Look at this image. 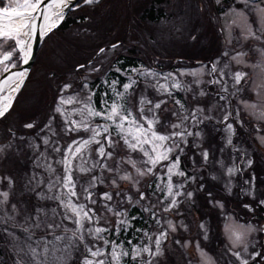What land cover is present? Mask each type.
Returning <instances> with one entry per match:
<instances>
[{
    "label": "snow or ice",
    "instance_id": "obj_1",
    "mask_svg": "<svg viewBox=\"0 0 264 264\" xmlns=\"http://www.w3.org/2000/svg\"><path fill=\"white\" fill-rule=\"evenodd\" d=\"M99 2L100 0H0V121L9 119L13 114L14 100L18 98L17 94L20 93L29 75L28 69L20 65H29L33 58L34 44L43 41L60 27L65 20L66 10L76 11L84 6L98 5ZM213 2L218 7L223 4V0H186L184 6L186 10H191L197 16L202 17L204 13H207L211 19H216L212 16ZM255 3L256 0H232L231 7L239 14L246 15L245 9H254ZM253 18L250 17L247 21L251 27H255ZM180 19L183 23L184 18L180 17ZM176 30L180 31L179 28ZM247 30L250 31V29ZM186 31L185 44L188 39L193 42L199 41L200 33L196 27H190ZM117 47L116 44L112 45L113 49ZM102 53H105L104 48H100L97 55ZM229 55L230 53H224V57ZM232 59L237 64L240 63L238 56ZM221 64L223 67L220 66ZM80 67L83 68L84 65ZM13 69L19 70L13 71ZM117 71L120 70L117 69ZM128 71L135 72L137 77L144 79L145 92L148 88H155L161 95L166 94L169 99H159L154 102L145 94H141L137 107V103L131 99L132 93L129 89L133 88L138 81L131 77H129V82L123 84V92L117 91L115 87L118 80L112 81L110 87L117 99L111 104L110 111L107 110L108 101L104 97H101V108L96 110L92 106V95L86 97L79 93L71 97L61 95L54 109L60 115H65L63 106L66 104L82 105L74 110L80 116L79 121L65 119V124L70 125L65 128V135L81 132L89 134L86 139L83 137L72 139L66 149L62 150L59 147L52 149L56 153L63 152L62 158L56 161L62 166V173L51 164H41L39 161L34 167L43 168L48 173L47 178L37 172L22 178L11 173L0 172V241H2L0 250L3 251V255H0V264H125L126 257L130 258L132 264H157L158 258L164 255V245L174 233L179 229L190 232L185 215L191 213L190 211L182 212L180 206L182 204L190 206L198 194L206 197L212 209L219 210V215L225 221L224 231H234L237 223L233 221L232 214L227 211L224 200L218 199L215 192L208 191L207 184L200 177L190 176L186 171L179 170L182 165V156L191 155L192 162L196 163L195 157L199 154L205 165L210 162V152L203 149L200 142L202 138L200 125L213 119L212 116L206 114L201 118V114L206 110L201 106L200 98L208 95L218 98L215 110L221 111L222 114L217 118V123L222 124V130L227 132L226 144L219 151L223 153L226 149H230L238 153L244 162L242 168L234 166L227 169L229 179L224 181V188L220 191L225 196H233L235 195L234 189L238 188L240 194L238 198H249L251 201L244 203V207L250 213L254 214L256 208L264 206V177L256 174L249 150L242 149L234 143V137L238 135L237 122L243 125V120L233 110L232 105L235 99L243 102V97L240 95L244 91L243 72L230 69L229 64H224L222 59L210 62V66L200 63L198 69L180 72V76L193 77L190 83L197 86L202 83L199 80L201 72H206L210 77L206 81L208 89L200 87L198 92L178 79L173 80L176 74L168 73L163 79L166 82L172 81L171 88L191 91V99L195 102V106L189 109L181 100L176 99L174 103L179 105V108L168 109L167 104L171 102L174 93L164 84H160L158 80L155 85L149 80L150 77L158 78L159 73L137 68ZM229 71L233 72L230 77L233 81L232 90L224 86V78L229 76ZM72 87L71 83H65L62 88H58V91L67 93ZM85 88H87L86 83ZM229 96L234 99L230 100ZM219 101H224V104H220ZM158 110L170 112L178 122L165 125L158 115ZM182 112L186 114L182 115ZM96 118L103 120L104 123L97 122L93 126V120ZM186 120L194 122L192 126L197 131H189L184 125ZM16 123L13 122V126L7 130L8 142H0V157H4L13 147L11 142L13 139L24 138L23 136L17 137ZM158 125L160 130L157 129ZM169 126L174 131L168 132L167 127ZM22 127L34 129L37 127V122L32 119L24 122ZM44 127L50 128V122ZM110 129L119 137L118 140L111 138ZM248 134L259 143L260 141L256 138L264 139V124L250 129ZM186 137H192L191 142ZM48 143L49 140L45 138L44 144ZM92 145L98 146L95 151L101 160H89L85 156L86 151H93ZM188 146L193 148L191 154L186 151ZM118 149L126 150L127 156V159L119 158V165L130 164L139 177L155 175L154 170H159L158 165L161 168H167L169 175L167 188L171 199L163 211L178 217L175 221L167 220L168 227L162 228L154 236L144 232V235L151 241V245L132 246L128 251L102 235L107 229L88 226L92 225L93 218L99 215L95 208L90 207V205H98L92 189L104 183L102 177L94 174L95 170L100 168L107 173L116 172L119 165L115 167L113 165L117 161ZM133 153L142 157L139 162L144 165L143 168L138 166L137 158L133 156ZM73 159L79 160L80 163L74 165ZM106 161H112V163ZM219 164L221 168L225 167L222 160ZM174 170L178 171L174 172ZM76 172L84 174L86 184L82 182V176L76 175ZM86 174H91L90 179ZM173 175L182 178L175 187L185 189L183 193L178 190L173 191ZM236 177L238 179H234ZM132 179L130 175L120 177L123 181ZM212 179L218 180L219 177L213 176ZM136 182L139 183V181ZM112 183L113 185L117 183L115 178L112 179ZM192 183H196V187L189 190ZM77 185H79V191ZM158 190L163 189L158 187ZM138 192L137 203L148 199L145 192L139 190ZM115 195L120 196L121 193L117 191ZM181 195L183 199H177ZM81 196L88 202L87 204L77 202ZM101 198L105 201L102 206L104 209L114 212L115 215H122L107 203L113 200L112 193L105 192ZM48 201L55 202L56 206L47 207L45 202ZM142 210L148 212L157 225L162 226L163 222L160 219L157 204H152L150 207L142 206ZM119 224L123 228L125 221L122 219ZM249 225L255 226L254 233L264 232V229L252 223ZM197 227L199 234L208 230V225L203 221H200ZM99 241H102L103 245H98ZM175 243L181 247H187L192 241L182 242L176 239ZM104 246H108L109 250L106 251ZM196 246L200 247L198 243ZM258 247H262L258 242H249L246 246L239 248L230 246L229 251L235 259H230L229 264H237V262L238 264H261L264 261V250L257 251ZM233 249L236 250L233 251Z\"/></svg>",
    "mask_w": 264,
    "mask_h": 264
},
{
    "label": "trees",
    "instance_id": "obj_2",
    "mask_svg": "<svg viewBox=\"0 0 264 264\" xmlns=\"http://www.w3.org/2000/svg\"><path fill=\"white\" fill-rule=\"evenodd\" d=\"M100 1L105 2V4H112L115 10L124 9L126 14L123 17V20H125L127 25H125L118 40H115L110 43H116L119 49L118 47L114 49V54L110 55V59L108 58L109 61L107 65L101 71L96 72V74L94 75L93 80L89 84V88L92 92H94L95 88L99 87L98 85L103 81V79H111L115 77H118L121 80L125 79V77L120 72L115 71V65H117L121 70H124L128 66L140 67L145 62H148L149 69L152 72L159 73L160 68L158 67L160 66L162 61L167 62L169 61V58L173 57L174 59V57H176V51H170L167 52L169 54L163 55L164 53L162 54L161 52H156V50L152 49L151 43L146 44L147 40L149 42H152L153 40L148 28L149 25H140L141 23L156 21L158 18H162V20L164 19V21H173L169 15L163 13L151 14L150 10H146L144 8L145 6L143 5L140 6V3H137L136 0H127L128 5H125L126 0ZM85 7L86 6L81 7L78 10ZM131 9L134 11L136 16L134 14L132 16ZM71 12L66 15L65 20L61 23L58 29L54 30V32L59 30H63L65 32L67 27H69L68 29H72L73 31H77L79 28L81 29L80 25L77 24L79 22L84 21L86 17L85 14L80 13L75 17H69V14ZM133 20L135 21L133 22ZM72 23L74 25H70ZM132 25L134 26L132 27ZM135 27H137L138 29H142V31L139 32L137 29H135ZM53 33H50L49 36L43 40L42 44L38 48L35 60L29 71L28 78H26L25 84L22 87L20 93L17 94L18 98L14 100V111L12 116L7 120L0 121V142H8L7 130L9 127L13 126V122H17V137H24L23 139H13L11 141L13 147L8 150L4 157H0V172L5 174L11 173L12 175L17 176L18 178H22L26 175H31L33 172L40 173L41 176L47 178L48 175L45 173L43 168H35L34 165L39 161V163L41 164H51L57 170L60 169L61 166L58 165L56 161L61 159L63 152L56 153L52 151V149L57 147L61 148L62 150L66 149L67 145L72 141V139L80 138L84 135V133L82 132L79 134L68 133L67 135H65L66 127L63 126L64 124L59 114L54 111L58 103V98L61 95L66 96L77 93L82 95V92L79 91L81 90L82 84L84 82L81 78L83 68H81L79 64H77L76 66L78 67L74 66L71 70L65 69V73L59 75L54 73V67H50L48 69L50 72L48 73H46L47 71L43 74L38 73V69L40 67H47L48 63H50L49 59L51 58L53 52L49 55L47 59L46 57L48 55L49 49L45 46V43L48 41H52V43L53 41L56 42L52 39ZM132 33L136 34L132 36ZM148 35V39L145 38ZM143 41L146 45H143ZM214 41L217 42V40ZM110 44H107L104 49L106 50L108 48H112ZM202 48L203 52L201 54H198L204 58L202 63L206 64L209 61L212 62L213 58H210L209 56L205 57L206 51L208 50L206 49V46L204 45L202 46ZM54 56L57 62L58 60L60 61L61 55L59 53L55 52ZM97 57L98 55H93L86 63L82 65H84L85 67H87L88 65H94ZM189 57L187 59H189ZM177 63L182 64L181 62ZM175 64L170 62L164 67H174ZM190 64L191 66L195 65L191 62ZM161 71H163V69H161ZM149 80L151 81V83L154 84V81L151 78H149ZM137 81L138 83L133 87V91L135 94L137 93V97H140L141 94H151V88H148L145 92V81H142L139 78L137 79ZM65 83H71L73 87L69 89L67 93L59 92L58 88H62L63 84ZM205 89H208V84L205 86ZM135 94L132 99L134 102L138 103V99L135 97ZM97 95L98 92H95V96ZM182 97L183 93L181 92H176L174 94V99H181ZM24 99H26V101L23 103ZM161 99H163V95H161ZM211 99H214L217 102L218 98H214L212 95H208L206 96V98L202 97L200 99V104L204 107L208 106L210 104ZM219 103L221 104V101H219ZM174 107H177L174 101H171L167 104L168 109H173ZM166 113L168 112L158 111V115L161 120L163 119ZM213 114L222 113L221 111H216L214 108ZM32 119L36 120L37 127H35L34 129H25L22 127V124L24 122L30 121ZM49 122L51 127L45 128V124H48ZM245 123L248 125L247 121H245ZM214 124L218 125L220 123H217L216 119H212L211 121H206L203 125H201L200 128L203 129V137L201 138L200 142L202 148L210 152V159L214 161L213 167L211 168L208 164L205 165L203 158L199 154H197V156L195 157L196 163L192 162L193 158L191 157V155L182 156L181 168L186 171L190 176L200 177V179L205 184H207L208 191L215 192L218 199L224 200L227 211L233 214L235 218L245 221H248L249 219L254 220L255 216L251 215V213L244 207V203H248L251 201L249 198H238L240 196L238 188L234 189L235 195L233 196H225L220 191L222 188H224V181H222V177L227 174V172L222 170L223 168L220 167L219 161L222 160L224 165H226L230 161L231 152L229 151V149H226L223 153L219 151L222 147L225 146V143L223 142L224 135L222 132H220L221 130H217ZM250 126L252 127V125ZM253 128H255V126H253ZM239 131L245 130L239 128ZM247 132L249 133V130ZM45 138L49 140V143L47 145L44 144ZM111 138L114 140L119 139L116 134H112ZM187 140L191 142L192 137H187ZM236 140H238L239 143L241 142V139H238L237 136L234 137L235 144ZM242 142V144L244 145V149L249 150L251 158L255 162V166L257 165L256 163H261V158L256 154L257 150L256 146L254 145L255 140L252 138V136L245 133ZM186 151L191 154L193 152V148L191 146H188L186 148ZM41 153H43V155H41ZM125 153L126 150L120 151L118 149L117 159H119L120 157H123L124 159L127 158ZM234 154L237 158L240 157L238 153L234 152ZM111 162L112 161H108V163ZM201 165L204 166L202 167ZM121 168L133 172V168L130 164H123L121 165ZM254 169L255 172L261 176L260 169H257L255 167ZM105 173L106 172H104V174ZM221 174H223L222 177L220 176ZM86 175L87 178L90 176V174ZM81 176L82 182H84V175ZM213 176L219 177V180H213ZM146 179L148 178L144 177L143 179H141L140 187L146 185L148 182H151V185L147 184L148 186L144 189L147 192L148 199L142 200L139 203H137V200L139 199V193H136L127 181L117 179V187L114 186L110 181H106L105 184H98L96 188L92 189L95 194V198L98 200V205L92 206L97 210V212L100 214V216H102V218L107 219L108 226H110L108 233L111 234L113 230H116V224L119 225L118 229L116 230L117 241L124 240L127 242L128 239H132L135 241V238H137L138 235L142 236L144 230L153 228L157 231H160L162 230V228H165L166 219H178V217L172 215L171 213H165L163 211L165 203L163 202V200H161V194H158L156 192L155 187H153L152 183L154 181H144ZM149 179L153 180L152 178ZM195 187L196 183H192L190 185L189 190ZM77 189L79 191V185H77ZM116 189H126L128 193L131 194V201H129L127 198H124L122 203L118 200L115 202V199L117 198L115 196ZM106 191H111L113 194V200L108 201V204H110L114 208L116 203L117 207L114 208L116 211L122 212L123 209H127L128 216H134L131 219L130 225L125 226L124 224L123 228H121L120 224L116 223V215L114 214V212L107 211L102 207L105 201L102 200L98 193ZM123 197H125L124 194ZM182 199L183 195L181 200ZM45 203L46 206L49 208L56 206L55 202L52 201H48ZM152 204H157L158 206V213L161 221L163 222L162 226L157 225L155 219H153L148 212L142 210V206L150 207ZM100 207L102 208V210H99ZM180 207L182 212L188 213L190 211L191 213L190 215H185V221L189 224L190 232H186L183 229H179L176 233H174L173 236L169 239V241L166 242V244L164 245V255L158 258L157 264H190L192 260L190 261L188 259L189 256H187L188 246L181 247L180 245L175 243L176 239H179L182 242L185 240L192 241V243L190 244V249L192 248L191 251L189 249V254L191 253L190 257L193 254L192 250H194V244L198 243L201 249L205 250L206 252L212 254L215 257L217 264H228L229 261L226 258L225 250L223 249L224 238L221 235L223 219L219 215V210L212 209L207 203L206 197L204 195L199 194L196 196V199L190 206L187 204H182ZM257 209L258 208H256L255 211H257ZM200 221H203L208 225L207 232L203 234H199L198 232L197 225ZM102 223L105 224L104 221H102ZM0 243H2V241H0ZM0 255H3L2 250H0ZM191 259L195 258L191 257ZM125 264H132L130 258H127L125 260Z\"/></svg>",
    "mask_w": 264,
    "mask_h": 264
},
{
    "label": "rangeland",
    "instance_id": "obj_3",
    "mask_svg": "<svg viewBox=\"0 0 264 264\" xmlns=\"http://www.w3.org/2000/svg\"><path fill=\"white\" fill-rule=\"evenodd\" d=\"M110 2V1H109ZM185 2L186 0H176V5L175 8L173 10V12H178L177 14L175 13V19L174 21L180 22V25H149V31L151 33V37H152V42H149L147 40L146 44H150L151 43V48L156 50V52H161L163 55L165 54H169L167 52L170 51H176L177 53H175V56L178 58H182V59H186L189 56V59H187V61H203L204 58L201 57L198 54H201L203 52V48L202 46H210V39H211V34L214 33V31L211 30V27L209 25H196L197 22H203L205 20H207V17L209 16L207 13H204L203 16H197L195 15L191 10H186L185 9ZM180 9V11L178 10ZM261 8V13L259 16H257L256 21H257V25H258V32H257V36H256V40L260 39V42H262V37L264 36V19H262V17H264V11H262ZM132 10V9H131ZM79 12V13H78ZM80 13L85 14V19L82 22H79L77 25H80L81 29L79 28L77 31H73L72 29H68L69 27L66 28V31L64 32L63 30H59L53 33V37L52 39L55 40L56 42L53 41H48L45 43V46L49 49L48 50V55H47V59L49 57L50 54H52L51 58L49 59L48 66L47 67H40L38 69V73L43 74L50 72L48 69L50 67H54V70L57 75L59 74H63L65 73V69L66 70H71L74 66H76L77 64L82 65L84 63H86L90 57H92L93 55H97V53H99V49L100 48H104L107 44L109 45L110 43H112L115 40H118V38L121 36L122 30L125 27V20H123V17L125 16V10L124 9H119V10H115L113 8L112 4L100 1L98 5H93V6H86L85 8H82L80 10L77 11H73L69 14V17H75L77 15H79ZM131 14L133 16V14L136 16V14L134 13V11H131ZM232 15H237V14H232ZM212 16H214L216 19H213V21H216V23L218 22H223L222 19V14H220V12H215L212 13ZM180 17L184 18V21L182 23ZM243 17H245L244 19V24H236V26L241 29L243 28L244 25H249L247 23L248 19L250 18L249 15L246 13V15H243ZM210 18V17H209ZM234 20L237 22H242L241 18L239 16L234 17ZM135 20H133L134 22ZM164 21V20H162ZM253 21H255V18L253 19ZM164 22H168V21H164ZM70 25H74L73 23ZM134 25H132L133 27ZM196 27L199 30L200 33V39L198 42H193L191 39L187 40V44H185V37L187 35V29L190 27ZM179 28L180 31H177L176 29ZM68 29V30H67ZM135 29H137L139 32L142 31V29H138L137 27H135ZM223 34L228 33L229 31V25L227 23H225L224 25H222V29H221ZM128 33V32H127ZM129 34V33H128ZM136 33H132V36H134ZM148 34V32H147ZM222 34V35H223ZM149 35L146 36L145 38L148 39ZM229 36H226V40ZM259 37V38H257ZM214 40H217V38L213 37ZM207 41H208V45H207ZM116 44V43H113ZM113 44H110V46H112ZM143 41V45H146ZM213 61H216L217 59H222L224 64H229L230 69L232 70H236V71H241L244 73V77H246V71L244 70L245 67H254V72H253V80H251V90L250 93L253 95V99H249L244 91L243 94H240L243 97V102L238 99L239 103L242 105V111H245L246 115H249L252 117V119L255 122H264V43H261L260 45H256V50H258V54L257 56H253L250 53V50L248 49H239V50H227L226 48L223 47L224 52H221L222 48H221V41L219 42L217 40V42L213 41ZM225 46V45H224ZM205 48V47H204ZM52 49V50H51ZM119 49V47H118ZM114 49L113 48H108L105 50V53L100 54L94 65H88L87 67H83V72L81 75V78L83 79V84H82V88L79 92H82L81 96H87V95H92V106L94 108H96V110H99L101 108V97H104V99H106L108 101V105H107V110L110 111L111 110V104L113 103L114 100H116V96L115 93L112 91V88L110 87L112 81L114 80H118V83L116 84V89L119 92H123V84L129 82V77H131L134 80H137L138 78L142 81H144V79L142 77H137L135 72H131L128 71L130 69H149V63L145 62L144 64H142V66L138 67V66H128L126 67L124 70H121L117 65L114 66L115 71H117V69H119L120 73L125 77V79L121 80L118 77L115 78H111V79H103V81L98 85V88H95L94 92L91 91V89L89 88V84L90 82L93 80L94 75L96 74V72L101 71L108 63L109 59H110V55L114 54ZM260 51V53H259ZM59 53L60 56V61L58 60V62L55 60V56L54 54ZM160 53V54H161ZM224 53H230V55L228 57H224ZM209 53L206 52L205 57L208 56ZM240 60V63L237 64V62L235 60L232 59V57H237ZM248 57V58H247ZM109 58V59H108ZM251 58V59H249ZM172 58H169V61L167 62H163L160 64V66L158 68L163 69V71H160V76L158 78H151L154 81L155 85L157 83V80L160 84H164L166 88H168L170 91H172L174 94L176 92H181L183 93V97L179 100H181L186 108H193L195 106V102L192 101L191 97H192V92L191 91H184L183 89H175V88H171V84L172 81H165L163 79V77L165 75H167L168 73H174L176 74L173 77V80L178 79L179 81L184 82L185 84H188L189 87H191L193 90L195 91H199L200 87L205 88V86L207 85L206 81H208L210 79V77L206 74V72H201L200 76H199V80L202 82L199 86L195 85V84H191L190 82L193 80V77L191 76H180L179 73L180 72H184V71H190L193 69H198L199 64H197L196 66H191L190 63L188 62H184L182 64H178L176 63L174 67L171 66H167L164 67L166 65H168V63H172ZM253 59H256L255 61ZM212 61V62H213ZM221 67H223V64L220 65ZM95 69V70H93ZM150 70V69H149ZM233 75L232 71H229V76L225 77V84L224 86L227 87V84L230 83L228 81L227 78H230ZM151 82V81H150ZM85 83L87 84V88H85ZM253 83V84H252ZM255 85V86H254ZM135 86V85H134ZM133 86V87H134ZM256 87V89H255ZM152 92L151 94L146 95L148 99L155 101H158L159 99H161V94L156 91L155 88H151ZM95 92H98V95L95 96ZM129 92L132 93L131 99L134 97V91L133 88L129 89ZM137 94V93H136ZM135 94V97L138 99L140 97H137V95ZM76 94H71V95H66L65 97H71L74 96ZM256 97V99L254 98ZM202 98V97H201ZM200 98V99H201ZM206 98V96H205ZM163 99H169L166 94L163 95ZM176 99H174V96L171 98V101H174ZM26 101V99H24L23 103ZM214 101V99L210 100V104L211 102ZM210 104L208 106H203L201 105L206 112L201 114V118L203 117V115H208L211 116V114H213L211 111H209V107ZM247 105V106H246ZM252 105H255V107H251ZM138 106V103H137ZM82 107V105L79 104H66L63 106L64 111H65V115H60V118L63 121V126L64 127H68L70 125H66L65 124V119L67 118L69 121L71 120H76L79 121L80 120V116L77 115L75 113V109ZM174 108H179V105H177V107ZM159 111V110H158ZM182 115L186 114V113H181ZM221 114H215L213 115L214 118L217 120V118L220 116ZM165 125H169L170 123H177L178 121H176V119L174 117L171 116L170 112L166 113L163 117V119L161 120ZM101 123L103 124L104 121L96 118L93 120V126H95L96 123ZM191 121H184V125L187 126L189 131L195 132L197 131V129L195 127L192 126ZM258 126V125H257ZM201 128V125H200ZM220 131L223 133L224 130H222L220 127H218ZM157 129L160 130V126H157ZM201 131L203 129H200ZM162 131V130H161ZM167 131L171 132L174 131V129H172L170 126L167 127ZM110 134H115L113 132L112 129H110ZM225 134L227 135V132H225ZM89 134H84L83 138H87ZM203 137V136H202ZM259 141L261 143L264 144V139L259 138ZM79 139V138H76ZM99 139V138H98ZM187 139V137H186ZM71 143V142H70ZM93 151L91 152H85V156L89 159H95V160H101V158L98 156V154L96 153L95 149L98 147L97 145H92L91 146ZM147 147V146H146ZM63 155V154H62ZM133 156H135L137 158V164L139 167L143 168L144 165L140 164V159H142V157L139 154L133 153ZM62 158V156H61ZM127 159V158H125ZM211 161V160H210ZM108 163V161H106ZM80 161L77 159H73V164H79ZM112 163V162H111ZM165 163V162H162ZM214 163V161H213ZM119 165V159H117L116 161V166ZM90 167V164L88 165ZM115 166V165H113ZM213 166V165H212ZM53 167V166H52ZM229 167H232L230 164L229 166H227V164L225 165V167L222 169L225 172H227V169ZM158 171L154 170L156 172L155 175H151V176H145L146 180L144 181H154L153 187H155L156 192L158 194H161V200H163V202L165 203V206L170 203V197L168 194V188L167 185L169 183V175H168V171L167 168H161L158 165ZM179 170H183L182 168H180ZM58 172L62 173V166L60 169L57 170ZM178 170H174V172H176ZM184 171V170H183ZM47 175L48 173L45 172ZM81 173L76 172V175H80ZM96 176L98 177H102L104 180V183H106V181H110L112 183V179L115 178L116 181L117 179H120L121 176L123 175H130L133 177L132 180L127 181L128 184L134 189V191L136 193H139V191L145 192L147 195V192L144 190L148 185H151V182H148L146 185L140 187V181L141 179H143L144 177H139L136 174V170L133 169V172L123 169L121 168V165L118 166V170L116 172H112V173H105L104 171L100 168H97L95 170L94 173ZM84 175V174H81ZM226 175V174H225ZM91 176V174H90ZM90 176L88 177V179H90ZM221 177L223 176V174L220 175ZM149 178H152L153 180H150ZM182 178L179 177L178 175H173L172 176V181H173V191H180L181 193L184 192L185 189L183 188H176L175 185L178 184L180 182ZM219 180V179H218ZM83 181L85 182L86 180L83 179ZM120 181V180H118ZM136 181H139V183H137ZM86 184V182H85ZM113 184V183H112ZM114 186L117 187V185L115 184ZM159 188H162L163 190L160 191L158 190ZM186 187H188L186 185ZM63 190V189H61ZM78 190V189H77ZM119 191L121 193L120 196H116L117 198L115 199V202L118 201H123L124 198H127L129 201H131V194L128 193V191L126 189H116V192ZM101 192V191H100ZM98 193L100 195V197H102V193ZM106 192H110L111 191H106ZM123 194L125 195V197H123ZM95 198V196H94ZM182 195L180 197H177V199H181ZM75 200V198H73ZM103 200V199H102ZM104 201V200H103ZM78 203H85L87 204L88 202L83 198V196H81L80 200L77 201ZM108 203V202H107ZM164 206V207H165ZM90 207H93L92 205H90ZM117 205L115 203V207L116 208ZM94 208V207H93ZM99 210H102V208L100 207ZM122 215H116L115 220L116 223H119V221H121L122 219L125 221V226L126 225H130L131 223V219L134 216L129 217L128 216V212L127 209H123L122 212H120ZM102 216H100V214L97 217H94V223L92 225H88L89 227H102L107 229V232L102 233V235L108 239L109 241L120 245L125 251H128L132 246H136V247H143L145 245H151V241L148 240V238L144 235V232H148L149 234H152L153 236L155 234H157L159 231H157L156 229H148V230H144L142 236L138 235L137 238H135V241L132 239H128L127 242L124 240L121 241H117L116 239V230L118 229L119 225L116 224V230H113L111 232V234L108 233L110 226H108V221L107 219L101 218ZM233 221L239 224H249L247 222H241L238 221L236 219H234L232 217ZM167 220H173L175 221L174 218H168L166 219L165 223L166 226L165 228L168 227L167 224ZM102 221L105 222V224L102 223ZM224 219L222 222V227H221V235L224 238V250H225V256L228 260L232 259L234 260V257L231 256V252L229 251L230 245L228 244L227 240L225 239L224 236ZM252 223V222H251ZM255 224V223H252ZM161 231V230H160ZM254 235V234H253ZM252 235V236H253ZM122 239V238H120ZM250 240V238H249ZM186 241V240H185ZM130 242V243H129ZM98 245H103L102 241L97 242ZM197 243L194 244V247L192 250V256L195 259H191L189 254V249H190V245L188 246V250H187V256L188 259L191 261L190 264H201L202 259L204 260V264H207V258L210 257L215 264H217V261L215 259V257L212 254H209L208 252H206L205 250L201 249L200 247L197 248ZM105 250H109L108 246H104ZM192 249V248H191ZM190 249V251H191ZM236 249H233V251H235ZM203 252L204 253V257H201L200 253ZM145 259L147 258L146 256L144 257ZM127 259V257L125 258V260ZM195 261V262H193ZM229 264V263H228Z\"/></svg>",
    "mask_w": 264,
    "mask_h": 264
},
{
    "label": "flooded vegetation",
    "instance_id": "obj_4",
    "mask_svg": "<svg viewBox=\"0 0 264 264\" xmlns=\"http://www.w3.org/2000/svg\"><path fill=\"white\" fill-rule=\"evenodd\" d=\"M136 1H137V3H140V6L141 5L145 6L144 8L146 10H150L151 14L152 13L153 14L154 13L167 14L173 20V21L164 22V21H162V18H158L156 21L145 22V23H141L140 25H180V22L174 21L176 12H173V10H174L175 5H176V3H175L176 0H136ZM125 5H128L127 0L125 2ZM231 6H232V0H223V4L220 7L216 6L213 2L212 13L220 12V14H222L223 22L216 23V21H213V19L209 18V16H208L207 20H205L204 23L203 22H197L196 25H209L211 27V30L215 32V30L221 31L222 25L227 23L229 25L228 33L223 34V36L219 37V39L223 43L221 45V48H222L221 52H224L223 47L226 48L227 50L248 49V50H250L252 57L257 56L258 50H256L255 47H256V45H260L261 43H264V40H262V42H260V39L256 40V36H257V32H258V29H257L258 23L256 21V18H257V16L260 15L261 8H264V0H256V3L254 5V9H245V12L249 15V17L255 18V21H253V24L255 25V27H251L250 25H244L243 28L239 29L235 23L244 24L245 17H243L242 14H239L237 12V10L232 8ZM178 10L180 11V9H178ZM232 14H237V15H232ZM237 16H239L241 18L242 22H238V21L236 22L234 20V17H237ZM125 25H127V24L125 23ZM136 25H138V24H136ZM247 29H250V31H248ZM211 35L212 36H211L209 44H210V46H213L214 45L213 44V41H214L213 37L218 38V35H215V33H212ZM226 36H229L227 38V40H226ZM262 39H264V36L262 37ZM259 53H260V51H259ZM211 55H212V51H211ZM249 59H251V58H249ZM253 60L255 61L256 59H253ZM209 65H210V63H209ZM254 68H255V66L252 68L251 67H245L244 68L247 75L244 79L243 88H244L245 95L249 99H253V95L250 93V90H251V80H253ZM227 79L230 82L227 84V87L229 88V90H232L233 81L230 78H227ZM255 89H256V87H255ZM240 94H243V92H241ZM254 98L256 99V97H254ZM229 99L231 100L234 98L229 96ZM221 104H224V101H221ZM225 107H227V105H225ZM232 108L236 113H238L242 117V120H243V125H240L239 121L237 122V129H238L237 137H238V139H241V142L239 143L238 140H236V144L240 148L244 149V145L242 144L244 134L245 133L248 134L247 131L252 129L256 123L254 122V120L252 119L251 116L246 115L245 114L246 112L242 111L243 110L242 105L239 103L238 99H235V102L232 105ZM245 121L248 122V125L245 123ZM259 124H264V122H258V125ZM250 125H252V127ZM214 126L217 128V130H219L218 127L223 129L222 124H220V126L214 124ZM239 128H241L242 130H245V131H239ZM255 128H257V127H255ZM223 135H224L223 142L226 144V136L227 135L225 134V131L223 132ZM256 139L259 140L258 138H256ZM254 145L256 146L257 156H259L261 158V163H256L257 165L255 166V162H254V167L257 169H260L261 176L264 177V144L261 142L257 143L255 140ZM229 151L231 152V156H230V161L227 163V166H229V164H230L232 167L239 166L242 168L243 164H244L242 159L240 157L237 158L235 156L234 152L231 151L230 149H229ZM208 165L212 168L213 167L212 166L213 161L211 160L208 163ZM228 179H229V176H228V172H227V174L222 177V181H227ZM234 179H238V177H236ZM251 215H254L255 219L254 220L249 219L246 222L247 223H251V222L255 223L254 225H256L258 228L264 229V206L258 207L257 211H255L254 214L251 213ZM233 218L236 219L234 216H233ZM240 221L245 222L243 220H240ZM251 242H258V244L260 246H262V247H258L256 249L257 251L264 250V232H257V233H254L253 236H250V243ZM237 264H238V262H237ZM261 264H264V261H262Z\"/></svg>",
    "mask_w": 264,
    "mask_h": 264
},
{
    "label": "clouds",
    "instance_id": "obj_5",
    "mask_svg": "<svg viewBox=\"0 0 264 264\" xmlns=\"http://www.w3.org/2000/svg\"><path fill=\"white\" fill-rule=\"evenodd\" d=\"M264 19V17H262ZM255 232V226L249 224H239L235 227L234 231H224L225 239L228 244L233 248H239L246 246L250 240V236H252ZM201 257H204V253H200ZM201 264H204V260L202 259ZM207 264H215V262L208 257Z\"/></svg>",
    "mask_w": 264,
    "mask_h": 264
},
{
    "label": "water",
    "instance_id": "obj_6",
    "mask_svg": "<svg viewBox=\"0 0 264 264\" xmlns=\"http://www.w3.org/2000/svg\"><path fill=\"white\" fill-rule=\"evenodd\" d=\"M68 12H69V11L66 10V14H67ZM41 43H42V41H40V42L34 44V47H33V58L30 60L29 65H22V64H21V65H20L21 67L27 68L28 71L31 69V66H32V64H33V62H34V60H35V57H36L37 50H38L39 46L41 45ZM196 62L198 63L199 61H196ZM17 70H19V69H13V71H17ZM5 75H7V74H5Z\"/></svg>",
    "mask_w": 264,
    "mask_h": 264
}]
</instances>
